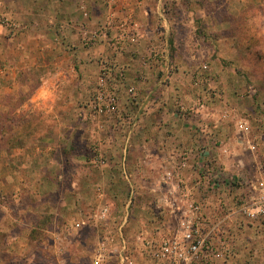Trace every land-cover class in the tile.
<instances>
[{
    "label": "rangeland",
    "instance_id": "374dc122",
    "mask_svg": "<svg viewBox=\"0 0 264 264\" xmlns=\"http://www.w3.org/2000/svg\"><path fill=\"white\" fill-rule=\"evenodd\" d=\"M95 1L100 6L86 13L95 24L88 33L98 31L109 13L130 15L136 23L148 13L153 34L164 39V71L153 73L154 80L139 74L128 81L120 68L129 52L114 57L112 66L94 54L110 55L107 38L86 47L100 66L86 73L85 81L69 69L75 58L59 56L27 68L20 87L0 88V264H92L105 237L114 244L123 237L138 249L142 236L160 238L176 228L193 200L206 215L205 228L222 221L227 250L218 264H264V217L248 221L234 212L244 191L238 177L264 175V0ZM142 25L139 33L149 35ZM141 36L126 45H140ZM154 42L141 44L138 51L146 56L134 60L135 67L157 56L161 45ZM177 64L179 81L187 84L178 88L169 85L178 75ZM146 80L165 93L168 114L189 127L195 116L200 119L194 130L198 164L189 151L172 149L162 154L158 175L157 169H145L140 149L124 155L132 164L109 151L133 123L134 146L162 145V139L154 143L136 134ZM183 89L191 100L186 105ZM32 98L36 102L29 105ZM121 163L124 179L127 172L132 180L107 185L109 168ZM18 176L32 182L17 184ZM119 192L124 195L116 202ZM136 194L138 214L127 217ZM77 210L79 218L67 219ZM158 226L162 229L155 233Z\"/></svg>",
    "mask_w": 264,
    "mask_h": 264
},
{
    "label": "crops",
    "instance_id": "0c3cea01",
    "mask_svg": "<svg viewBox=\"0 0 264 264\" xmlns=\"http://www.w3.org/2000/svg\"><path fill=\"white\" fill-rule=\"evenodd\" d=\"M99 6V2L95 0H0V15L7 18L10 26L8 27L0 24V34L5 35V37L0 36V88L6 90L11 89V87H13V89L20 87L21 82L19 80V76L25 73L26 69L29 67L38 68L41 66L39 64L40 58L55 59V57L59 56L75 58L76 61L73 62L74 64H72L69 69H72V71L75 70L78 72V74L82 75V81H85L83 76L86 75V73H90L91 71L95 73L100 65H97L95 63L96 61H92L93 59L95 60V58L91 57L90 52H87L86 47H89L88 50L91 47L84 43L83 33L88 32L91 30L90 28L95 25L93 21L90 20L91 17L87 15L88 11L94 10ZM125 9L122 10L123 13L125 12ZM146 16H148V13L143 17V21H139L135 15L136 21H139L137 23H140V25L145 23V26H147L149 31V35H146L145 32L141 33L144 35H140V45L130 46L126 45V43L123 44L121 42H117L111 38V46H109L107 43L105 44L106 47L107 45L109 47V49L106 50L110 52V55L107 56L104 55L105 53L99 54L94 52V54L99 56V60H109V62L106 61L108 62L109 66H112L111 60L114 57L117 56L118 59L119 56L129 52L126 53V57H128L129 61L127 63L124 61L125 66L120 68V72L127 73L128 81H132V78L139 74H148L149 79L154 80L157 78V74L164 71L165 62H167L166 58L168 57V54L163 53L165 50L162 47L164 45V39L162 36L159 37V35L155 36L153 34L154 31L152 29L153 26L151 24V17ZM150 35H152V37ZM151 40H154V43L157 44V46L161 45L158 51L159 54L157 53L156 57L148 60L150 61L148 65H139V67H135L134 60L137 61V58L139 59L146 56L141 50L139 52L138 49H142L141 44H143V42L149 44L151 43ZM105 45H103V48ZM103 50L104 49L100 50V52H103ZM28 59H30L29 63H27ZM91 61L95 63L93 66L90 64ZM177 65L178 75H175L172 81L169 83L170 86H177L176 88H178V83L183 84L184 86L187 85L186 83L179 81V78H181V71L179 70L180 65ZM47 66V64L44 65V67ZM172 67H174V63ZM115 70L112 68L110 71L111 73H114ZM153 73L156 75L153 76ZM130 75L132 78H129ZM11 79H14L12 83H10ZM49 84L50 89L53 84ZM80 86L83 87L82 84ZM142 88L143 91L141 92V97H143V99L141 101V114L138 117H135L137 119V124H139L136 134L142 133L143 137L146 136L147 139L152 138V141L156 140L154 143H158V141L162 139L164 140L162 145L160 143L152 144L150 145L151 147L149 149V146H143L141 143L143 148L142 150L139 145L134 146L133 139L135 133L133 132V129L135 126L133 123L130 124V127L127 126L125 132L117 137L119 140H117V142L115 141V148H119V151L117 152L116 149L113 148V145L112 148H110L111 150H108L111 153L118 155L121 160H124L126 157L124 156L125 154H130V152L135 153L140 149V154L144 155V163L146 166L145 169H148L149 171L157 169L159 171L158 175L161 171V163H163L161 161L163 159L162 154L163 156L165 154L167 155L172 149L177 151H189L190 154L193 155L191 162L194 165V162L197 158L195 151L198 148L196 139L197 135L194 134V130L197 128L196 121H200V119L197 120V116H195V119H193L189 127V125L184 123L185 121L181 120V118H176L175 115L171 116V114L167 113V108L169 107H165V105L168 106L167 102L165 101V93L159 90L160 88L158 84H153L150 81H147L142 83ZM183 91L184 93H182L181 98L184 105H186L188 104L186 102H191V100L188 89H183ZM29 102L31 103L29 105H32L36 102V100L35 98H32L29 100ZM2 105H4V102H0V106ZM163 107H165L164 110ZM49 110L51 111L52 109ZM156 146L159 147L160 150L163 149L161 155L157 152ZM206 146L208 145L206 144ZM203 149H205V147H203ZM13 151L15 152L16 150L13 149ZM19 152L20 150H18V153ZM214 152H216V149H214ZM126 159L129 158L126 157ZM198 163L199 162L196 161L195 165ZM29 165V171H35V167L32 165V163H29ZM123 165L124 164L121 163L120 166H117V169L113 167L109 168L111 175L107 176V185L115 183L117 180H126L128 183L132 180V174H128L127 172L124 179V175H122L120 172V170H123L124 168ZM4 167L10 169L8 164H5ZM122 172L124 174V171ZM28 181L29 182H25L21 176H18L17 184L23 183V185L26 186L27 183L30 184L32 182L30 179ZM152 181L151 179H148V182L153 184L152 186L158 187V181L156 183L155 181ZM132 183H135V181H132L131 184ZM164 187L165 184H162L161 188L164 189ZM116 192L117 191H115V193ZM107 194L106 197L111 202L112 199ZM123 195L119 192L118 197L113 199H115L117 202V200H122ZM165 196L166 195L164 194V197ZM129 200V202L132 203V207L128 211L129 217L130 214L132 215V213L133 217H135L138 214L137 194L130 197ZM157 202H159V198H157ZM79 216V210L73 213V215H66L67 219H71L70 221H74L75 219L79 218ZM133 217L131 219H133ZM154 229H156L155 233H158L162 228L158 226V228L156 227Z\"/></svg>",
    "mask_w": 264,
    "mask_h": 264
},
{
    "label": "built area",
    "instance_id": "2783aa9c",
    "mask_svg": "<svg viewBox=\"0 0 264 264\" xmlns=\"http://www.w3.org/2000/svg\"><path fill=\"white\" fill-rule=\"evenodd\" d=\"M119 1L107 0V3ZM0 24L9 26V21L0 15ZM140 35L138 24L130 15L121 17L109 13L98 31L83 33V41L88 46L107 38L135 43ZM237 183L244 191L234 212L248 221L264 217V175L239 176ZM201 208V204L193 200L187 211L181 212L176 228L160 238L142 236L138 249L130 248L123 237L115 244L112 238L105 237L96 249L92 264H218L227 250L220 230L222 221L214 222L206 229V215Z\"/></svg>",
    "mask_w": 264,
    "mask_h": 264
}]
</instances>
